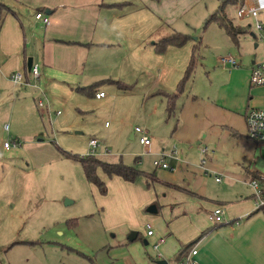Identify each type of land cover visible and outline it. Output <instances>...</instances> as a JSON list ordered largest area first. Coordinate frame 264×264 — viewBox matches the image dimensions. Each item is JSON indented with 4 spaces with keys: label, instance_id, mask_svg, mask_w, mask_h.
I'll return each mask as SVG.
<instances>
[{
    "label": "crops",
    "instance_id": "1",
    "mask_svg": "<svg viewBox=\"0 0 264 264\" xmlns=\"http://www.w3.org/2000/svg\"><path fill=\"white\" fill-rule=\"evenodd\" d=\"M10 2L5 3L0 27V74L16 88L30 86L32 93L37 91L38 83L33 84L35 78L26 72L30 55L39 64L40 77L45 76L47 82L56 80L75 91H79V86H85V91H91L96 98L107 95L106 92L104 96H96L98 91L105 90L98 86L102 80H111L127 89L126 92L131 91L132 79L113 77L120 70L134 73L138 67H142L146 73L158 74L155 81L148 85L145 94L152 96V103H157L159 108L160 105L164 107L167 121L163 130L168 133L159 144L153 146L147 128L144 131L151 142L149 145L140 142L147 152L156 157L165 152L174 168L160 167V173L143 169L152 175H140L143 177L141 180H138L139 177L128 180L138 181L134 186L126 184V187L137 188V195L133 199L137 198L135 204L138 206L155 201V211L158 212L161 204L165 205L162 216L154 217L157 227L153 233L149 234L147 230L149 238L143 237L144 243L150 244L156 252V257L151 256L149 248H139L141 244L137 239L140 234L137 231V236L131 239L136 241L132 242L134 244L126 241L132 252L126 256L128 264H156L158 258L183 264L182 260L193 244L198 248L194 257L203 264H264V212L258 209L250 184L255 173L260 174V180H264V143L249 138L245 117L249 107H264V84L252 86L250 82L256 56L242 67L243 56L240 53L238 65L219 63L222 69L215 71L208 83H203L205 88L198 87V83L192 86L185 83L184 88L180 89L179 84L193 48L192 52L189 48H181L183 45H169L163 51L157 49L156 43L160 39L179 30L171 24L176 22L177 15L180 16L181 8L171 6L167 10V0ZM37 10L50 15L49 23L35 16ZM131 12L141 14L142 20L132 25L128 23L126 16ZM261 12L260 18L264 21V9ZM164 27L165 30L166 27L172 30L162 35ZM151 34H155L153 37L156 38L151 37L150 40ZM259 44L255 42V46ZM201 63L203 68L206 67V62L202 60ZM96 68V71L105 72L104 79L83 85L84 79L88 78V70ZM223 68L228 71L225 73ZM18 69L25 70L26 79L31 83L13 82L10 75ZM166 93L176 94L175 109L170 114ZM137 132L140 140L142 132L134 129L132 136ZM92 137L98 138L91 136L89 140ZM195 141L204 142L207 147L206 151L201 147L202 157L198 163L189 159V148ZM213 173L219 182L217 187L210 184ZM105 175V178L103 175L101 177L113 183L121 181L116 178L118 174L108 175L105 172ZM224 175L228 181H223ZM154 183L157 184L155 187L164 191L162 199L150 191L149 186ZM124 197L121 193L119 200ZM219 206L224 208L223 220L216 222L209 215ZM117 210L128 213L124 208L119 210L118 207ZM128 217V223L117 224L116 219L113 220L111 228L138 227L132 222V217ZM126 233L120 234L124 244ZM161 236L165 240L155 248L153 245Z\"/></svg>",
    "mask_w": 264,
    "mask_h": 264
},
{
    "label": "rangeland",
    "instance_id": "2",
    "mask_svg": "<svg viewBox=\"0 0 264 264\" xmlns=\"http://www.w3.org/2000/svg\"><path fill=\"white\" fill-rule=\"evenodd\" d=\"M2 2L11 3L0 0V19L5 11ZM220 2H166L167 10L171 6L181 8L180 16L177 15L171 26L192 35L181 48H189L192 52L193 46L199 44L196 66L186 81L188 86L198 83V87H204L203 83H208L209 77L222 69L219 55L231 53L239 59L241 53L242 67L254 56L256 59L264 57V30L255 27L253 15L241 13L249 0H237L225 7L235 23L249 24V31L239 35V44L217 21L206 22ZM139 20H142L141 14L136 12L126 16L131 25ZM170 30L164 27L162 35ZM252 31L258 37L251 34ZM256 41L260 43L258 46H255ZM202 60L207 64L204 68ZM96 70H88L83 85L104 79L105 72ZM222 71L228 70L223 68ZM156 75L146 73L142 67L134 73L120 70L113 77L132 79L131 91L126 92L127 89L111 80H102L98 86L104 88L107 95L96 98L91 91H75L56 80L49 83L43 75L37 79V91L32 93L30 86L16 88L0 74V264H128L126 256L131 251L126 241L136 242L129 238L133 230L140 234L139 248H149L151 256L156 257V252L150 244L144 243L143 237L149 238V227L155 230L154 217L162 216L165 205H158V212L149 210L151 204L157 203H153L155 201L138 206L135 204L137 198L133 199L137 188L126 187L138 181H128L120 175L115 176L125 186L105 179L107 191L102 192L87 179L81 161L71 155L88 154L89 138L97 136L100 144L95 154L100 158L112 162L121 160L160 173V167L153 163L156 155L147 152L139 140V132L132 136L136 126L144 130L149 128L154 146L168 133L163 130L167 121L164 107L160 105L159 108L157 103H152L153 97L145 94ZM40 98L45 101V107L38 105ZM5 141L10 143L9 147L4 146ZM204 144L192 142L191 161H201ZM103 171L102 167L98 168L99 175L105 178ZM222 177L224 182L228 181L225 175ZM215 178L213 173L210 177L213 187L219 184ZM155 186L157 184H151L150 191L162 199L164 191ZM121 193L125 197L119 200ZM118 207L128 213L118 211ZM128 215L138 227L111 228L115 219L117 224L128 223ZM122 232H127L123 238L125 244L120 236Z\"/></svg>",
    "mask_w": 264,
    "mask_h": 264
},
{
    "label": "built area",
    "instance_id": "3",
    "mask_svg": "<svg viewBox=\"0 0 264 264\" xmlns=\"http://www.w3.org/2000/svg\"><path fill=\"white\" fill-rule=\"evenodd\" d=\"M244 10L241 9V13L247 14V15H253L255 19V27L257 29L263 28V22L260 18L261 10L264 9V0H249L248 4H244ZM35 16L37 18H40L43 20L44 23H49L50 21V15L43 10H37L35 13ZM257 35V33H256ZM258 37V35H257ZM220 61L222 63L230 62L232 65H238L239 61L238 59L233 56L232 54H226V55H220L219 56ZM30 74L35 78V81L33 84L37 85V79L40 77V69L39 64L36 61H33L32 68L29 71ZM10 78L13 80L16 84H23V83H31L26 79V72L25 70H15L11 73ZM250 82L253 85H261L264 84V57L261 59H255L251 68V74H250ZM44 93V92H43ZM106 94L105 90H100L96 93L97 97L104 96ZM47 98V95H46ZM38 105L40 107H45L46 103L45 101L40 98L38 99ZM60 112V110L58 111ZM246 123H247V134L249 138L256 140L258 142L264 143V107H257V106H251L247 109L246 114ZM108 123V122H106ZM135 129L137 131L142 132L140 135V141L143 142L146 145H149L151 142V138L147 133H145L144 129L140 126H136ZM100 144V141L96 137H92L89 140V153L95 154L97 152V147ZM5 146H10V143L8 141L5 142ZM207 147H204L203 150L206 151ZM155 166L162 167V168H168L172 169L174 168L173 165L169 162V160L166 158V153L162 152L160 156L156 157L154 159ZM217 179L220 180V177L217 176ZM262 181L258 178H252L250 180V184L254 189V197L257 201V205L261 206L264 205V183H261ZM223 213L224 208L222 206L217 207L210 213V218L213 221L220 222L223 220ZM154 229L152 227H149L148 233L152 234ZM165 240L164 236H161L157 242L154 243V247L157 248L161 242ZM198 252V248L196 244H193L189 253L185 256V258L182 260L183 264H203L201 263L197 258L194 257V255Z\"/></svg>",
    "mask_w": 264,
    "mask_h": 264
},
{
    "label": "trees",
    "instance_id": "4",
    "mask_svg": "<svg viewBox=\"0 0 264 264\" xmlns=\"http://www.w3.org/2000/svg\"><path fill=\"white\" fill-rule=\"evenodd\" d=\"M237 0H221L218 8L207 18V23L209 21L215 20L219 23L220 26L224 27L228 33L232 36L233 40L238 43L239 40V35L246 33L249 31V24H238L235 23L228 15L226 12V5L227 3H235ZM2 5L5 6L4 8H6V4L2 2ZM3 21V16L0 19V27ZM192 35L183 31H174L172 34L163 37L162 39H160L157 43V49L159 51H163L165 48H167L169 45H183L184 43H186L190 37ZM199 44H195L193 46V52L189 61V64L186 68L185 74L183 76V78L181 79V82L179 84L180 89H183L185 86V83L187 81V79L191 76L198 57H197V53H198V46ZM26 72H29L28 69H26ZM94 85H91L90 87H93ZM124 87L126 85H123ZM127 87V86H126ZM87 87L85 86H79L78 89L79 90H85ZM168 96V113H172L175 109V93H166ZM70 155V154H69ZM72 156H74L75 158H78L84 168L85 171V175L87 177V179L93 183H95L102 192H106L107 191V184L105 179H103L99 173H98V168L102 167L103 170L108 174V175H113V174H118L121 175L122 177H124L127 180H135L137 177H139L140 175H147V176H151L152 174L150 172H147L143 169H141L140 167H137L134 164H127L123 161H117V162H112V161H108L105 159L100 158L99 156H97L96 154H92V153H88L86 155H75V154H71ZM260 174L255 173L253 175V178H258V179H262L261 177H259ZM264 183V180H262ZM259 210H262L264 212V205L259 206L258 208Z\"/></svg>",
    "mask_w": 264,
    "mask_h": 264
},
{
    "label": "water",
    "instance_id": "5",
    "mask_svg": "<svg viewBox=\"0 0 264 264\" xmlns=\"http://www.w3.org/2000/svg\"><path fill=\"white\" fill-rule=\"evenodd\" d=\"M251 34L256 35V33L254 31H252ZM33 61H34V56L30 55L28 57V60H27V66H28V70L29 71L32 68ZM149 210H151V211L157 210L156 205L155 204H151L150 207H149ZM136 236H137V231L133 230L130 233L129 238L130 239H134ZM155 261H156V264H174V263L176 264V261H170L167 258H158Z\"/></svg>",
    "mask_w": 264,
    "mask_h": 264
}]
</instances>
